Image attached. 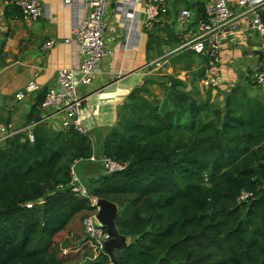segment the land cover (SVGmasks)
I'll return each mask as SVG.
<instances>
[{
  "label": "trees",
  "instance_id": "obj_1",
  "mask_svg": "<svg viewBox=\"0 0 264 264\" xmlns=\"http://www.w3.org/2000/svg\"><path fill=\"white\" fill-rule=\"evenodd\" d=\"M158 83L150 78L128 96L99 149L123 171L103 168L88 189L120 208L116 224L129 247L115 252L118 263L264 264L261 86L249 79L220 102L168 77L160 101ZM34 134V143L18 134L0 147V264H112L84 229L96 208L71 191L73 164L95 154L90 136L43 125Z\"/></svg>",
  "mask_w": 264,
  "mask_h": 264
},
{
  "label": "crops",
  "instance_id": "obj_2",
  "mask_svg": "<svg viewBox=\"0 0 264 264\" xmlns=\"http://www.w3.org/2000/svg\"><path fill=\"white\" fill-rule=\"evenodd\" d=\"M0 0V121L9 133L33 129L43 125L55 132L64 131L68 118L64 112L38 107L33 119L30 113L41 98L58 90L61 69L78 70L82 63L75 31L91 11L90 0H41L44 16L31 21L22 11ZM214 0H168L169 13L152 28L146 26V0H108L106 38L110 55L103 60L92 85H81L83 124L90 136L95 156L104 140L117 126L118 114L128 96L147 80L159 83L152 86L155 97L163 101L162 85L166 78L176 77L187 84V90L201 100L223 102L225 93L238 84L248 85L264 66L262 40L251 30L238 0H227L236 17L238 33L225 40L216 74L219 88L205 84L208 60L182 50L199 29L201 13ZM195 10V18H182L184 11ZM154 30L155 42L149 48V33ZM49 41L54 46L46 48ZM263 56L262 62L261 57ZM162 83V84H161ZM254 90V96L264 98V88ZM0 131V145L5 143ZM98 158V157H97ZM99 159V158H98ZM91 162V161H90ZM77 165L78 176L89 189L90 181L104 173L96 163Z\"/></svg>",
  "mask_w": 264,
  "mask_h": 264
},
{
  "label": "built area",
  "instance_id": "obj_3",
  "mask_svg": "<svg viewBox=\"0 0 264 264\" xmlns=\"http://www.w3.org/2000/svg\"><path fill=\"white\" fill-rule=\"evenodd\" d=\"M138 2L140 0H134ZM73 0H64L66 5H71ZM146 26L152 28L160 23L162 18L169 13L168 0H146ZM9 5L19 8L25 18L37 21L44 16V7L41 0H10ZM108 0H90L91 11L79 24L75 31L82 63L78 70L61 69L58 72V90L47 93L43 107L53 108L64 112L68 118L63 123L64 130L74 129L80 134L87 135L83 124V100L79 96L81 85L90 86L98 73L101 63L110 55L106 38V14ZM238 6L247 17L251 30L261 38L264 47V0H238ZM207 19L200 22V26L192 39L188 40L182 50L190 49L194 54L208 59V67L205 73V84L211 88H219L220 81L216 74L221 59V50L225 40L234 39L238 33L236 17L228 6L227 0H214L207 6ZM191 13L184 11L182 18H190ZM54 46V41H49L46 48ZM254 81L264 88V66L260 67ZM0 131L5 135V140L10 136L25 134L23 142H35L34 130L9 133L8 129L0 121ZM1 147V145H0ZM91 162H101L106 174H115L123 171L124 167L108 158L98 159L95 155ZM82 161H76L71 168V191L78 196L89 198L96 208L94 216L84 220V229L87 236L93 240L100 251L104 252V244L108 240L107 231L98 226L95 218L99 212L97 199L91 196L88 188L76 172V167ZM247 194L242 195V200L248 199ZM105 253V252H104Z\"/></svg>",
  "mask_w": 264,
  "mask_h": 264
},
{
  "label": "water",
  "instance_id": "obj_4",
  "mask_svg": "<svg viewBox=\"0 0 264 264\" xmlns=\"http://www.w3.org/2000/svg\"><path fill=\"white\" fill-rule=\"evenodd\" d=\"M195 10H192L191 18H195ZM43 202V200H40ZM99 212L95 218L98 226L104 228L108 234V240L104 244V252L110 257L112 264H119L116 257V251H124L129 247V239L120 234L117 227V220L120 216V208L117 204L99 199L97 202Z\"/></svg>",
  "mask_w": 264,
  "mask_h": 264
},
{
  "label": "rangeland",
  "instance_id": "obj_5",
  "mask_svg": "<svg viewBox=\"0 0 264 264\" xmlns=\"http://www.w3.org/2000/svg\"><path fill=\"white\" fill-rule=\"evenodd\" d=\"M77 168V167H76ZM78 170H76V172H77ZM77 174H78V172H77ZM80 177V176H79ZM75 255V253H71V256H74ZM74 264H77L78 262H73Z\"/></svg>",
  "mask_w": 264,
  "mask_h": 264
}]
</instances>
